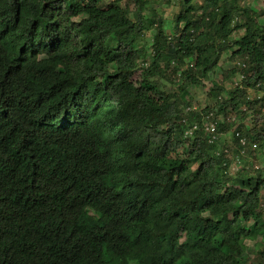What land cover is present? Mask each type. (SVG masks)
<instances>
[{"label":"trees","instance_id":"trees-1","mask_svg":"<svg viewBox=\"0 0 264 264\" xmlns=\"http://www.w3.org/2000/svg\"><path fill=\"white\" fill-rule=\"evenodd\" d=\"M129 1L133 18L117 1L0 0V264H245V241L264 236V171L231 175L220 141L185 134L210 112L264 114L250 96L264 25L248 10L234 23L242 0H205L199 18L182 0L174 38L152 22L149 64L150 2ZM224 54L243 79L213 83L217 111L185 114L151 80L178 63L182 86L201 85ZM239 132L264 146V129Z\"/></svg>","mask_w":264,"mask_h":264},{"label":"rangeland","instance_id":"rangeland-1","mask_svg":"<svg viewBox=\"0 0 264 264\" xmlns=\"http://www.w3.org/2000/svg\"><path fill=\"white\" fill-rule=\"evenodd\" d=\"M117 1L121 5L129 8L131 17L133 18V11L135 6L129 0H104V6L109 3ZM150 4L146 11V26H151L152 22H158L159 19H163L165 22V31L167 36L174 38L176 19L182 10V0H149ZM205 0H194V6L197 9L195 16L199 18L203 13L201 7L204 5ZM240 14L235 16V24H243L247 16L243 11L248 10L251 18H253L258 26L264 25V0H242L239 3ZM183 24L179 26V29L183 28ZM156 24L147 28L142 35L140 41V48L144 54L143 62L151 63L153 59L152 43L156 33ZM244 29H239L234 35V39L244 34ZM240 58H232L230 55L224 54L220 62L219 67L212 75L204 80L201 85H188L182 86L180 77L175 73V69L185 70L186 64H177L170 66L169 70L158 73L151 80L158 87V91L174 94L177 100H180L184 113H188V109L191 108L194 112L201 113L202 110L207 107H215L216 100L209 95L210 89L213 83H218L224 86L227 91L234 88L235 83L242 81L241 71L238 68ZM173 63V62H172ZM237 68L235 75H228L231 70ZM143 69H139L135 75V80L140 81L142 79ZM264 92V89H255L250 91L251 98H258L260 91ZM216 108V107H215ZM217 111V108L215 109ZM238 113V114H237ZM235 113L232 110L228 111V115H218V119L222 124H226L227 128L221 134L220 150L216 152L220 155L221 151L228 149L230 162L224 164L228 167V172L231 175L238 173H246L251 177L259 176L260 172L264 171V146L262 142L250 140V147L247 149L246 154L242 156L241 164L236 163V157L239 156V146L234 136L233 131L235 126H231L227 121L230 118L237 117L238 125L244 133H248L251 129L257 127L259 130L264 129V114L256 119L257 116L254 113L247 111V107H242V111ZM255 145V146H254ZM195 168V167H192ZM247 176V175H246ZM247 249L245 264H255L259 261V256L262 250H264V236L259 237L256 241L246 240L245 243Z\"/></svg>","mask_w":264,"mask_h":264},{"label":"built area","instance_id":"built-area-1","mask_svg":"<svg viewBox=\"0 0 264 264\" xmlns=\"http://www.w3.org/2000/svg\"><path fill=\"white\" fill-rule=\"evenodd\" d=\"M170 40L172 39V37L169 38ZM243 79V78H242ZM239 83H235V86H237ZM261 93H259L258 98L260 99L263 96V91H260ZM221 99V98H220ZM189 111H193L191 108L188 109ZM218 115H216L213 112H210L208 114H206L203 119H202V123L201 126L197 123H195L194 125H192L187 131H186V137H191L194 135L195 132L202 130L207 139H208V143L209 144H214L215 142H218L221 140V134L219 133V125L222 123L219 121L218 119ZM237 117L234 118H229L228 119V123L231 126H235V130L233 131V133L235 134L236 137V141L238 143L239 146V156L236 157V163L237 164H241V160H242V156H244L246 154L247 149H249L250 147V142L247 140V138L245 136L242 135V133L239 132V125L237 122ZM255 146V145H254ZM229 150L225 149L223 150V153L225 154L226 158L228 159V157H230L229 155ZM222 153H220L221 155Z\"/></svg>","mask_w":264,"mask_h":264}]
</instances>
